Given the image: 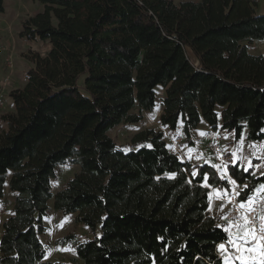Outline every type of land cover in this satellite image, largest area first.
I'll use <instances>...</instances> for the list:
<instances>
[{"label":"trees","instance_id":"16d2710c","mask_svg":"<svg viewBox=\"0 0 264 264\" xmlns=\"http://www.w3.org/2000/svg\"><path fill=\"white\" fill-rule=\"evenodd\" d=\"M37 1L42 12L18 38L50 48L27 53L33 69L8 93L13 112L0 116V200L6 186L14 197L0 229V264H49L38 236L51 198L53 209L76 213L93 234L56 242L74 243L75 264H224L218 245L229 247L231 235L210 210L213 191L232 193L228 177L179 159L160 131L134 135L136 150L108 134L151 114L161 87L158 124L174 134L181 123L186 146L194 147L201 120L236 143L244 134L247 147L264 143V54L241 45L264 40L256 0ZM252 161L264 164V154ZM67 163L80 172L53 197L50 180ZM227 166L239 199L264 183L254 167ZM194 169L201 174L193 177ZM203 173L214 177L212 187L201 186Z\"/></svg>","mask_w":264,"mask_h":264},{"label":"rangeland","instance_id":"374dc122","mask_svg":"<svg viewBox=\"0 0 264 264\" xmlns=\"http://www.w3.org/2000/svg\"><path fill=\"white\" fill-rule=\"evenodd\" d=\"M171 1L176 6L181 2H198L200 0ZM256 2L257 7L255 8V14L261 16L264 14V0H256ZM4 12L3 15H0V94L3 97V108L0 110V116L8 112H13L12 101L11 98L8 97V93L13 89H22L26 84L24 80L25 73L33 69L32 64L26 58L27 53L29 51H37L45 55L50 48L40 43L34 44L18 38L23 28L22 24L28 19H33L42 12V6L37 0H5ZM241 45L246 47L248 55L260 56L264 54V40L248 43L243 42ZM187 56L191 63L196 62L193 52L189 49H187ZM83 79L84 75L80 76L78 79V87H80L81 91H83ZM156 92L155 108L151 114L142 113V117L137 123L123 124L109 132L108 137H111L116 146L120 147L122 150H136L138 147H130L134 135L144 130L154 129L155 131L163 133L165 142L170 139H177L181 136L182 140L180 143H175L173 145L169 144V149L172 153L177 155L179 159L187 160L186 157H190L187 161L193 165L207 164L209 166H223L233 164L231 153L234 151H237L238 155L251 157L252 160H260L263 156L264 143L255 144L256 148L247 147L245 144V134L242 139L236 143L234 142L232 134L221 130L212 131L203 120H201V123L194 130V147L186 146L182 134L181 123L174 134L169 133L168 130H164L159 126L157 120L162 112L161 101L164 97V91L161 87H157ZM132 113L137 115V110H134ZM201 132L206 133V135L201 136L199 134ZM216 138L219 139L218 145L220 147L218 157H214V154L209 149V145L214 143ZM190 149L191 152H189ZM242 163L247 165V160L242 161ZM254 165H259V167H254V174L259 176L262 175L264 173V164L258 161L255 162ZM214 169L217 171L216 168ZM79 172L80 166L74 163L56 166L55 176L50 180L51 195L54 197V194L62 190L67 185V182ZM217 172L221 175V173L224 172V168L221 167L220 171ZM224 177H228L227 174H225ZM230 194L231 193H228V195ZM218 195L220 197V194L217 192H212L211 214L220 217L227 216L229 210L226 204L220 201L221 199ZM254 197L264 200V190L258 193L255 192ZM13 199V195L9 193L8 186H6L4 199L0 200V229L6 219L11 216V204ZM76 218V213L64 215L53 209V198L47 202V212L42 217V224H44L45 230L38 236V239L40 243L46 246V262L49 264H75L73 261V259L76 258L74 243H69L67 245L57 244L56 242L58 240L69 235L75 238L76 243H82L94 238L93 234H91L84 225L82 226L77 223ZM221 222L224 224V229H229L230 224L227 222V219H222ZM228 233H230L231 237H234L237 231L233 233L229 230ZM98 234L99 230L97 229L96 236H98ZM257 246L255 251H247L244 254L243 264H264V251H261V246ZM219 253L224 259L228 258L230 262H233L228 248H225V251L219 250ZM238 261L242 263L241 259Z\"/></svg>","mask_w":264,"mask_h":264},{"label":"snow or ice","instance_id":"6c2138e0","mask_svg":"<svg viewBox=\"0 0 264 264\" xmlns=\"http://www.w3.org/2000/svg\"><path fill=\"white\" fill-rule=\"evenodd\" d=\"M261 131L264 132V129H262ZM199 134L201 136L206 135V133H203V132H201ZM249 147L250 148H256V145L255 144H249ZM189 152H191V149L189 150ZM231 155L233 157V162H232L233 167L239 171L248 172L249 168L259 167V165H253L251 157H244V156L238 155L237 151H234L233 153H231ZM244 160H247V165H244L242 163V161H244ZM212 167L216 168L217 171H220L221 167L224 168V172L221 173L220 179L223 180L224 175L225 174L228 175V181L227 182L232 185V189H233L232 194L238 198L239 208L247 209V211H245L242 216H237L232 220V222L230 223L229 229H225L226 231H229L231 228H235L237 230V234L234 237L230 236L228 243L233 245L237 251H241V248H240L241 244L251 245L252 241L254 239H256V237L254 236L255 229L250 226L251 223H253V222L248 219V212L252 210L249 207V205H251L254 202L255 197L253 195H249L247 192H244L243 195L246 196L247 198L246 199H239V197L242 195L241 192L236 191V189L239 187V182L236 180V178L233 175H231V172L228 170V166L227 165H223V166L213 165ZM201 172H202V169L199 171L194 169L192 172V176L196 177L197 175H200ZM253 175H254V173H253ZM213 179H214V177L210 173H203V182H202L201 186L212 187V185L209 183V181L213 180ZM189 182H191V181H189ZM244 187H245V189H247L248 185L245 184ZM216 190L220 194L221 198H223L224 196H228V190L227 189L221 191L219 188H217ZM261 190H264V183H261L257 187L250 189L251 192H256V193H258ZM210 199H211V197H210ZM221 218L227 219L228 217L222 216ZM260 219L262 221H264V216H262ZM261 231L264 232V223H262V225H261ZM182 247H183V245H182ZM218 250L225 251V245L224 244L218 245ZM236 258L241 259L242 264H243V256L236 257ZM224 264H229L228 258H225Z\"/></svg>","mask_w":264,"mask_h":264},{"label":"built area","instance_id":"2783aa9c","mask_svg":"<svg viewBox=\"0 0 264 264\" xmlns=\"http://www.w3.org/2000/svg\"><path fill=\"white\" fill-rule=\"evenodd\" d=\"M2 99L3 97L0 94V110L1 108H3ZM181 140H182V137L180 136L177 139H170L169 141H166V142H169L167 143L168 145L169 144L173 145L175 143H180ZM218 144H219V139L216 138L214 143H211L209 145V149L214 154V157L219 156L218 154H219L220 147ZM220 201L223 204H226V207L229 210L226 216L228 217L227 222H229V224L232 222V220L235 217L242 216L243 213L247 211V209L239 208L238 204L236 203V196H234L232 193L228 196H224L223 198H221ZM249 207L252 210L248 212V219L253 222L251 223L250 226L255 229L254 236L256 237V239L252 241L251 245L241 244L240 245L241 251H237L233 245H230L229 247L225 246V248H228L230 252V256L233 261L239 260V258H236V257L244 256V254L247 251H252V252L255 251V249H257L258 247L257 245L262 247L261 251H264V232L261 231V225L262 223H264V221L260 219L262 216H264V200L255 198L254 202L251 205H249ZM230 231L234 233L237 230L235 228H231Z\"/></svg>","mask_w":264,"mask_h":264},{"label":"crops","instance_id":"0c3cea01","mask_svg":"<svg viewBox=\"0 0 264 264\" xmlns=\"http://www.w3.org/2000/svg\"><path fill=\"white\" fill-rule=\"evenodd\" d=\"M186 159L188 160V159H190V157H186ZM218 197H219V195H218ZM219 198L221 199V196Z\"/></svg>","mask_w":264,"mask_h":264}]
</instances>
